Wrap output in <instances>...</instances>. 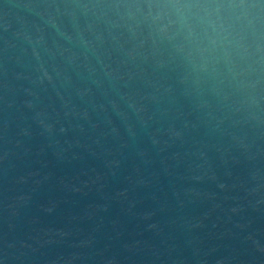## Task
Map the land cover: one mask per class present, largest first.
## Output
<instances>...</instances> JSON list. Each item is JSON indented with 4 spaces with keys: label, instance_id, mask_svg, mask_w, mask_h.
<instances>
[{
    "label": "water",
    "instance_id": "obj_1",
    "mask_svg": "<svg viewBox=\"0 0 264 264\" xmlns=\"http://www.w3.org/2000/svg\"><path fill=\"white\" fill-rule=\"evenodd\" d=\"M0 264H264V0H0Z\"/></svg>",
    "mask_w": 264,
    "mask_h": 264
}]
</instances>
